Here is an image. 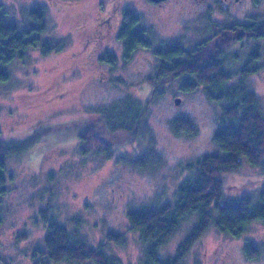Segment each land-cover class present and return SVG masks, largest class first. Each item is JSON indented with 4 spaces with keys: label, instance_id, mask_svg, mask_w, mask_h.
Here are the masks:
<instances>
[{
    "label": "rangeland",
    "instance_id": "rangeland-1",
    "mask_svg": "<svg viewBox=\"0 0 264 264\" xmlns=\"http://www.w3.org/2000/svg\"><path fill=\"white\" fill-rule=\"evenodd\" d=\"M161 1L134 0L135 10L142 17L141 28L147 30L153 45L138 48L125 62L117 17L113 28L107 32L101 28L104 35L99 43L89 41L101 15L100 0H0L8 9L9 20L20 28L36 25L29 11L45 5L49 26L42 33L43 41L65 38L67 42L63 49L48 54H43L40 47L30 49L25 58L11 64V78L0 82L1 140H22L38 128L58 122L70 125L89 113L93 115L91 123H99V115L91 109L127 96L148 103L144 136L117 133L115 139L120 145L110 157L101 153L82 158L76 151L80 140L71 132L58 136L59 141L53 146L43 149L42 138V143L9 157L8 190L0 196V264L39 261L34 250L44 246L47 226L34 219L41 208L47 207L57 221L70 231L78 229L90 244L105 243L104 251L120 264H144L145 246L139 232L130 226L128 211L175 202L178 187L191 174L188 164L204 154L219 152L214 135L219 126L220 105L209 99L203 84L185 90L186 83L195 78L184 73L189 65L179 69V74L158 78L161 63L153 51L164 42H179L189 48L198 45L212 33L208 24L211 19L222 20L223 24L250 22L252 17L264 20V0ZM117 2H106L109 11ZM233 46L226 54L230 62H234L236 53V45ZM256 46V60L261 66L247 81L259 95L264 111V43ZM106 52L115 56V63L102 58ZM153 77L159 81L154 82L159 87L156 94ZM236 81L231 79L230 83ZM183 117L194 121V133L181 127L175 131L172 122ZM66 125L58 127L59 131L64 132ZM45 130L40 129V135L46 134ZM142 155H148L147 162L140 161ZM222 178L228 200L259 192L264 187V162L253 166L245 161L241 170L225 172ZM255 198L259 199L258 193ZM74 217L79 221L75 222ZM197 222L196 215L184 220L161 246L160 254H176ZM110 233L122 235L123 242L110 241ZM248 241L260 248L257 258L245 254ZM84 264L96 263L88 260ZM182 264H264V223L253 222L240 236L221 233L211 226Z\"/></svg>",
    "mask_w": 264,
    "mask_h": 264
},
{
    "label": "trees",
    "instance_id": "trees-1",
    "mask_svg": "<svg viewBox=\"0 0 264 264\" xmlns=\"http://www.w3.org/2000/svg\"><path fill=\"white\" fill-rule=\"evenodd\" d=\"M29 15L36 25L20 28L9 20L8 9L0 2V82L11 78V64L18 58H25L30 49L40 47L43 54H48L63 49L67 43L65 38L43 41L42 33L49 26L48 9L45 5L32 7ZM124 15L118 37L124 42V59L128 62L138 48L152 46V39L147 30L141 28L142 17L135 9L127 8ZM255 27L257 37L264 36V22ZM219 35L218 40H208L207 44H198L187 51L186 60L179 53L184 52L182 44H171L166 55L161 57V69H156V76L163 78L164 75L179 74V69L189 65L184 73L195 78L186 83L185 90H192L197 84L206 85V94L210 100L220 105L221 110L219 126L214 135L219 152L204 154L188 164L191 174L178 187L175 202L142 206L128 211L130 226L139 232L145 246L144 264H182L196 241L211 226L221 233L240 236L253 222L264 223V187L259 192L257 190L250 192L252 194L244 193L233 200H228L225 195L223 173L241 170L245 161L253 166L264 162V111L259 95L247 81L250 75L258 72V68L253 67L242 72L240 77L235 71L229 70L226 55L228 43H224V33ZM209 44L212 48L218 44L221 52L212 56L215 49L210 51L205 50L206 46L202 47H209ZM256 48V52H259L258 46ZM256 52L253 51V54ZM102 58L109 63H115V56L111 52H106ZM231 79H237L238 82L230 83ZM152 82L153 94H156L159 87L155 83L159 81L153 77ZM147 105L148 103L144 104L127 96L91 109V112L99 115V123H91L93 115L89 113L83 119H74L70 125L68 122H58L38 128L22 140L0 139V196L7 193L4 186L10 156L21 155L37 142H41L42 138L45 140L40 145L43 149L53 146L59 141L58 136L71 132L80 140L76 151L82 158H92L101 153L110 157L120 145L118 138L115 139L117 133L144 136L147 131L144 124ZM63 123L67 124L64 132L59 131ZM172 125L176 132L182 129L190 134L196 128L194 121L188 117L179 118ZM42 128L46 129V134L40 135L39 130ZM147 158L148 155H142L139 159L147 162ZM53 174L52 172L51 175ZM257 193L259 199L255 198ZM192 215L198 217V222L178 247L176 254H160L161 246ZM2 218L0 211V225ZM79 219L74 217L75 222ZM34 220L36 223L45 222L47 226L44 246H38L34 250V254L39 255L36 264H50L51 261L84 264L88 260H94L96 264H120L104 251L105 243L98 246L90 244L78 229L70 231L65 224L57 221L55 215L49 213L48 207L41 208ZM108 239L119 244L124 240L122 235L116 233H110ZM244 252L249 258H257L260 248L253 241H248Z\"/></svg>",
    "mask_w": 264,
    "mask_h": 264
},
{
    "label": "flooded vegetation",
    "instance_id": "flooded-vegetation-1",
    "mask_svg": "<svg viewBox=\"0 0 264 264\" xmlns=\"http://www.w3.org/2000/svg\"><path fill=\"white\" fill-rule=\"evenodd\" d=\"M107 1L108 0H100L99 4H100V10H101L100 14L101 15L99 17L98 22L96 23L97 27H95V29H94V32L92 34L93 36H91V38H89V41L99 43L100 40L102 39L103 35H104L101 28H103L105 32H107L108 30L113 28V26H112L113 19L116 17H117V22H118L119 29H120L123 22H124V19H125V15H124L125 10L127 8L135 9L134 0H121V1L125 2L123 4L120 2V0H118L117 3H114L111 5L112 10L109 11L110 9L106 6ZM152 2L154 3V1H152ZM118 3H121L122 5L118 6ZM158 3L161 4V3H163V1L158 2ZM254 3H256V2H254ZM222 7L225 9L226 6H222ZM104 11H106V12H104ZM218 13H220V12H218ZM220 15H223V14L220 13ZM211 20H212V23L209 22L208 24L212 28L213 31L207 37L200 40L199 44H201V43L207 44L208 40L209 41L218 40L220 38L219 34L222 32L226 36L224 43H228L227 44L228 47L226 46L228 51L230 48L233 49V47H234L233 45H236L235 50H234L236 52L235 53L236 58L234 56V58H233L234 62H230L228 60L229 64H227V65L228 66L230 65L229 70L235 71L237 74L242 75V72H246L247 70H249L253 67L260 68L261 63L257 62L258 59L256 60V58H259V56H258L259 52H256V49H257L256 45H259L262 42L264 43V36L257 37L258 33L256 31L257 29H256L255 25H259L260 23H263L264 20H260V19H256V18L254 19L252 17L250 22L249 21H246V22L234 21V22H231L230 24H228V23L223 24L222 20H215V19H211ZM215 26L218 29L217 28L215 29ZM227 38L229 40H227ZM229 41H231V42H229ZM176 43H179V42H176ZM171 44H173V42H164L159 47L155 48V50L153 51V54L157 57L159 62H161L160 60H161V57L163 56V54L166 55V52L168 51V47ZM152 45H153V43H152ZM205 46H206L205 50H208L209 49L208 45H203L202 47H205ZM250 46H252V47L248 53V48ZM193 47L189 48V47L183 46L182 51H184V52L179 51V53H181L182 57L185 59V58H187L186 52L189 50H192ZM253 48H254V50H253ZM211 50H214V53L212 56H216L221 52L218 44H215L214 47L212 49H210V51ZM252 50L256 52L253 55H252V53H253ZM233 64H235V68L232 67ZM204 86L206 87V85H204ZM15 155H17V154H15ZM6 175H7V173H6ZM6 181H7V177H6ZM4 187L7 191L8 190L7 189V182H6Z\"/></svg>",
    "mask_w": 264,
    "mask_h": 264
},
{
    "label": "water",
    "instance_id": "water-1",
    "mask_svg": "<svg viewBox=\"0 0 264 264\" xmlns=\"http://www.w3.org/2000/svg\"><path fill=\"white\" fill-rule=\"evenodd\" d=\"M152 1H154V2H158V1H161V0H152ZM180 101H181V99H180V98L176 99V103H177V104H179V103H180Z\"/></svg>",
    "mask_w": 264,
    "mask_h": 264
}]
</instances>
